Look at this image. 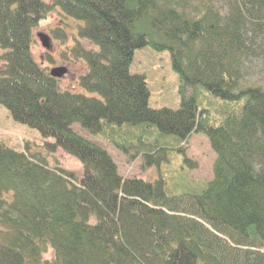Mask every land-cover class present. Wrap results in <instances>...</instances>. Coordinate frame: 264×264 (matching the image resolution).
Returning <instances> with one entry per match:
<instances>
[{
  "label": "trees",
  "instance_id": "trees-1",
  "mask_svg": "<svg viewBox=\"0 0 264 264\" xmlns=\"http://www.w3.org/2000/svg\"><path fill=\"white\" fill-rule=\"evenodd\" d=\"M54 7L82 21L78 37L96 46L76 41L72 53L86 65L79 87L98 96L62 89L33 58V30ZM144 46L169 52L176 110L150 108L145 76L129 73ZM253 60L264 64V0H0V104L52 139L45 149L81 165L76 175L0 142V264H264V88L244 82ZM201 89L236 110L216 123L197 101ZM141 124L159 137L123 140L113 127ZM73 125L136 153L143 170L168 152L188 165L179 144L202 134L213 177L179 193L160 171L123 178Z\"/></svg>",
  "mask_w": 264,
  "mask_h": 264
},
{
  "label": "rangeland",
  "instance_id": "rangeland-1",
  "mask_svg": "<svg viewBox=\"0 0 264 264\" xmlns=\"http://www.w3.org/2000/svg\"><path fill=\"white\" fill-rule=\"evenodd\" d=\"M47 4H52L53 0H44ZM83 25L82 21L72 19L58 11L54 7L47 17L40 21L33 30V43L31 52L34 60L48 72L56 67L65 69L60 77H57L59 86L62 89L75 90L87 96H98L97 94L83 91L78 85V78L86 72V65L83 60L73 56L72 49L76 41L80 42L85 48H94L96 46L87 40L78 37V29ZM43 33L49 37L50 48H44L37 36ZM129 73L143 74L148 87L149 97L148 105L152 109L169 108L176 110L179 107L181 99L180 80L178 75L173 71L171 58L168 51H156L149 46L136 49L132 61L129 65ZM245 83L260 85L264 88V64L260 60H253L245 69ZM202 90V89H201ZM197 97L198 103L209 109L211 118L218 123L227 111L236 110V104L225 105L211 98L207 92L202 90ZM192 88L185 89L186 95H191ZM117 129L118 138L123 140L149 139L157 136L158 129L156 126H147L141 124L137 126H113ZM73 130L84 139L104 148L114 161L118 174L123 178H141L144 180H154L158 178L159 171L161 176L167 182L169 193H179L181 190L188 188L190 191H197L202 185L210 181L213 177L212 165L215 160V153L212 151L206 136L202 134H192L190 138L182 144L185 157L188 159V165L185 164L180 168L182 159L176 152H168L164 162L160 167L141 168V160L134 150L133 158L129 159L114 144L106 141L103 136H92L73 125ZM135 132L133 137L123 136L125 132ZM130 135V134H129ZM136 136V137H135ZM151 138V139H150ZM122 140V141H123ZM172 140L171 137H165L164 141ZM52 142L48 138H42L37 131L28 126L14 121L8 110L0 104V142L4 145L23 150L28 148L30 153H37L45 158L49 167H60L67 171L80 174L81 165L72 156L57 149L49 152L44 147V142ZM136 141V140H135ZM176 144V143H174ZM176 146V145H175ZM173 146V147H175ZM182 164V163H181ZM176 182L182 184V188L177 186ZM53 252L48 249L45 257L51 258Z\"/></svg>",
  "mask_w": 264,
  "mask_h": 264
},
{
  "label": "water",
  "instance_id": "water-1",
  "mask_svg": "<svg viewBox=\"0 0 264 264\" xmlns=\"http://www.w3.org/2000/svg\"><path fill=\"white\" fill-rule=\"evenodd\" d=\"M39 40H40V43L41 45L46 48V49H49L50 48V41H49V37L43 33H38L37 34ZM65 69L63 67H56V68H53L49 71V74L50 76L52 77H60L62 72H64Z\"/></svg>",
  "mask_w": 264,
  "mask_h": 264
}]
</instances>
